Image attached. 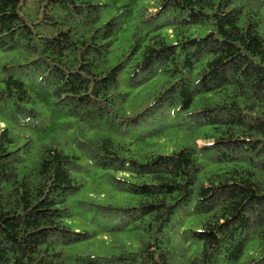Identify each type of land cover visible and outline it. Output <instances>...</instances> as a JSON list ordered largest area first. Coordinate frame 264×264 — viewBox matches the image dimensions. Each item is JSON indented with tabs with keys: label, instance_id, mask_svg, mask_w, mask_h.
I'll list each match as a JSON object with an SVG mask.
<instances>
[{
	"label": "trees",
	"instance_id": "1",
	"mask_svg": "<svg viewBox=\"0 0 264 264\" xmlns=\"http://www.w3.org/2000/svg\"><path fill=\"white\" fill-rule=\"evenodd\" d=\"M1 122L0 264H264V0H0ZM91 167L136 203L77 230Z\"/></svg>",
	"mask_w": 264,
	"mask_h": 264
},
{
	"label": "rangeland",
	"instance_id": "2",
	"mask_svg": "<svg viewBox=\"0 0 264 264\" xmlns=\"http://www.w3.org/2000/svg\"><path fill=\"white\" fill-rule=\"evenodd\" d=\"M2 126V122L0 123ZM124 125V124H123ZM134 131H132L133 133ZM136 132V131H135ZM195 139L194 133L191 130L181 129L180 126H173L164 136H156L147 133L144 137L137 139V144H149L150 146L132 145L133 148L143 151L156 150L160 153H170L181 148L184 142ZM191 141V140H190ZM205 142L204 139L198 140L199 145ZM146 144V145H147ZM81 162L87 164V158H82ZM93 174L90 176L89 171H80L74 173L81 184L80 189L72 195L69 203L72 207L73 214L66 219V222L74 229L92 230L95 229L94 220H98V209H103V206H134L136 196L120 189L115 185L114 177L125 176L121 171L103 170L96 167H91ZM140 233L146 234V231L141 228ZM116 243H126L138 247L142 244L141 236L137 235L135 230L100 233L92 238L82 241L76 251L105 254L110 251L111 246ZM190 241L184 242V247L187 248ZM193 248V247H192Z\"/></svg>",
	"mask_w": 264,
	"mask_h": 264
}]
</instances>
